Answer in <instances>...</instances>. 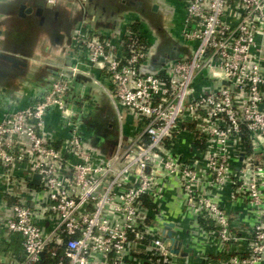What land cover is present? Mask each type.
Here are the masks:
<instances>
[{
    "label": "built area",
    "instance_id": "1",
    "mask_svg": "<svg viewBox=\"0 0 264 264\" xmlns=\"http://www.w3.org/2000/svg\"><path fill=\"white\" fill-rule=\"evenodd\" d=\"M181 3L188 54L157 74L145 66L152 45L139 47L131 24L120 36L73 34L112 98L143 123L122 152L123 143L103 156L83 138L63 73L0 120V241L19 235L22 247L18 260L0 252L2 264H176L165 239L173 193L212 251L204 264H264V0ZM52 112L62 138L47 127Z\"/></svg>",
    "mask_w": 264,
    "mask_h": 264
},
{
    "label": "crops",
    "instance_id": "2",
    "mask_svg": "<svg viewBox=\"0 0 264 264\" xmlns=\"http://www.w3.org/2000/svg\"><path fill=\"white\" fill-rule=\"evenodd\" d=\"M150 1L148 6L153 2ZM22 4L27 11L26 17L18 14ZM36 6L42 9L41 18L34 14ZM130 24L146 28L147 37V33L152 32L150 46L160 40V33L148 17L137 14L127 0H85L84 3L76 0H0V120L10 110L41 100L57 76L70 72L69 105L87 128L90 129V121L94 118L103 124L107 137L96 151L103 156L112 155L119 145L126 143L127 137L141 132L143 123L112 98L109 84L102 74L86 64L83 51L74 46L72 37L82 27L98 35L120 36ZM179 29H167L166 38L172 36L177 40ZM117 42L114 40L115 44ZM175 51L183 54L181 50ZM1 54L21 57L26 66L13 67ZM112 120L117 125L115 134H111ZM46 122L57 138L66 135L56 112L50 113ZM113 141L116 145L111 146ZM102 149L106 154L101 153ZM2 191L0 179V197ZM170 197L167 218L174 223L173 231L180 248V255H175L176 264H204L201 256L212 253L211 249L197 239L191 216L184 211L179 197H175V193ZM231 211L234 215L240 213L236 207H231ZM0 252L6 261L21 259L20 236H12L8 244L0 241Z\"/></svg>",
    "mask_w": 264,
    "mask_h": 264
},
{
    "label": "water",
    "instance_id": "3",
    "mask_svg": "<svg viewBox=\"0 0 264 264\" xmlns=\"http://www.w3.org/2000/svg\"><path fill=\"white\" fill-rule=\"evenodd\" d=\"M77 2L84 3L83 0H76ZM157 5H154V10L157 9ZM29 11V10H28ZM42 13V9H38L37 14L40 15ZM158 36L160 40L155 45H152L149 49L146 68L149 69V72L152 74H157L165 64H167L170 61H175L177 59H182L188 54L187 47H185L183 44L179 42V40L174 39L172 36L166 38L165 32H162V34H159ZM175 50H181L183 54L176 53ZM1 57L8 60L12 63L13 67L19 68L20 66L25 67L26 63L23 61L21 57L10 55V54H1ZM68 76L71 75V73H67ZM66 74V75H67ZM223 84H226L223 82ZM76 121L79 123V130L83 136L84 139H86L88 142H92L93 145H100L103 139L107 137V131L105 130L103 136H95L92 129L87 128L86 125L83 124L82 118L80 115L75 116ZM110 133V132H109ZM127 139V138H126ZM111 146L116 145V141H113L110 143ZM126 148V145H123L121 148V152ZM107 151L101 150L102 154H106ZM243 158V154L241 155V159ZM39 182V176L34 175L32 184L37 185ZM174 227L173 223H167L165 225V239L170 240L173 244L170 249V252L174 255H180V248L177 246L178 243H176L175 239L172 236V228ZM182 255H185L183 253ZM44 255L41 254V257Z\"/></svg>",
    "mask_w": 264,
    "mask_h": 264
},
{
    "label": "flooded vegetation",
    "instance_id": "4",
    "mask_svg": "<svg viewBox=\"0 0 264 264\" xmlns=\"http://www.w3.org/2000/svg\"><path fill=\"white\" fill-rule=\"evenodd\" d=\"M149 2L151 1L127 0L128 6L130 8L131 7L134 8L137 14H139L140 16L148 17L150 23H152L155 26V29H157L158 34L159 33L162 34V32H165L166 34L167 29H169L170 31L171 30L177 31L181 27L183 21V15H184L181 0H153L154 3L152 2V4L148 6ZM154 5L158 6L156 10L153 9ZM35 9L36 10L34 11V14L36 16H39V18H41V14L40 15L37 14L38 9L40 8L36 6ZM20 10L21 12L18 13L19 16L26 17L27 11L25 10L24 4L20 6ZM150 32H148L147 34H148V38L152 40L154 36L153 34H151L152 32L151 33ZM9 63L12 66V63L11 62ZM111 122H112L111 134H115L117 130V125L113 120ZM90 129L93 130L95 136H103L105 132V127L103 126V124L100 121L96 120L95 118L90 121ZM89 144L91 147L94 146L95 149L97 147H98L97 149H99V145L98 146L93 145L91 141L89 142Z\"/></svg>",
    "mask_w": 264,
    "mask_h": 264
},
{
    "label": "trees",
    "instance_id": "5",
    "mask_svg": "<svg viewBox=\"0 0 264 264\" xmlns=\"http://www.w3.org/2000/svg\"><path fill=\"white\" fill-rule=\"evenodd\" d=\"M182 7H183V5H182ZM132 29L140 31L141 33H143V35L145 37V38L143 37V38H140L139 40H137L138 41L137 44L139 45V47L145 46V45L150 46L152 41L150 40V38H148L146 36L145 31L142 29V27H140V25L134 24V25H132ZM132 44H133V40H131L129 38L125 40V48L123 50L125 55H129V48H130V45H132Z\"/></svg>",
    "mask_w": 264,
    "mask_h": 264
}]
</instances>
